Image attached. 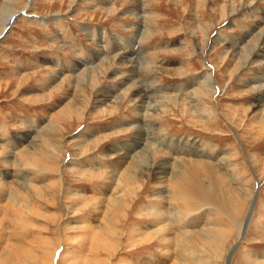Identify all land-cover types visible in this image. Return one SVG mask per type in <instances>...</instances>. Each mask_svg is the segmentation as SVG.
<instances>
[{"label":"rangeland","instance_id":"rangeland-1","mask_svg":"<svg viewBox=\"0 0 264 264\" xmlns=\"http://www.w3.org/2000/svg\"><path fill=\"white\" fill-rule=\"evenodd\" d=\"M115 4L117 11L112 15L109 8ZM150 4L152 24L158 32L145 43L141 55H148V59L150 56L149 63L158 66L159 85L164 88L162 93L181 97L178 104L171 103L157 114L159 125L165 129L163 139L167 143L173 140L174 144L170 146L174 148L168 151L164 145H159L161 149L155 152L154 167L146 176V182L139 184L142 185L139 193L132 197L135 211L130 213L127 222L122 218L123 222L114 226L118 232L111 234L109 240L105 237L104 242L98 240L95 244L94 232L98 228L94 226L105 216L97 202L109 197L110 191L104 186V177L79 176V166L94 162L106 164L109 154L117 158L116 150L134 142L135 134L126 132L129 128L126 125L140 113L135 112L136 107L129 99L117 110L99 108L100 90L103 92L109 86L115 91L121 90L123 80L109 74L99 89L89 87L86 101L90 105L85 116L81 119L80 115H73V121L66 120L60 132L55 134L62 142L57 166L44 171L47 160L44 156L46 160H38L39 167L35 171H25L34 173L37 192L30 196L24 193L19 209H15L10 200L5 201L4 189L0 188V264L183 262V258L174 253L176 226L157 222V216L153 214L158 208L168 206L159 198V193L170 188L167 182H157L153 173L160 162L176 158L175 150L180 151L185 145L184 150L189 148L194 154L203 146L209 154L216 151L231 155V161H227L222 169L242 184L244 193L241 191L240 195L247 199L241 216L245 221L243 230L235 232L232 229L230 238L223 245V253L218 254L216 260L205 254L200 238L195 239L198 243L193 247L197 252L192 264H264V122L261 109L255 107L260 92H252L248 85L254 78L264 80V61L239 70V58L234 55L248 42L238 47L248 37V32L262 23L259 19L264 17V0H154ZM131 5L122 0H0V24L4 12L20 14L10 31L0 39V129H3L0 141H5L6 145L0 150V176L6 177L14 171L4 161L11 157L12 149L18 151L10 145L18 146L20 138L35 132V128L30 127L33 123L41 132L52 114L74 94L73 84L66 81L51 95L55 76L70 75L72 68L80 67V63L96 64L102 57L112 59L119 52L121 55L117 57L124 60H135L140 56L134 57L132 52L123 49L128 43H134L139 29L144 27L140 28L133 18L134 12H139ZM1 31L0 25V38L5 30ZM88 32H95L102 39L91 40ZM221 36L225 42L220 41ZM205 39L207 44L204 45L202 40ZM215 39L218 43L213 41ZM77 46L80 48H75ZM176 48L183 49L175 52ZM202 48L206 51L204 54ZM127 53L132 57H127ZM114 69L117 74L111 71L112 75L119 77L125 76L130 68ZM208 75L213 77L219 90L213 97L198 98L200 96L191 94L192 102L187 96L196 88V80ZM115 85L118 87H112ZM175 88L181 90L174 91ZM198 109H205L206 115L200 116L196 112ZM97 131L107 138L100 137L98 147L90 144L85 157L79 141L92 139L98 135L95 134ZM201 179L209 186L205 178ZM106 181L110 183L108 179ZM101 188L106 191L104 196L96 194ZM252 190H255L253 200L249 198ZM196 207L200 210H194L193 217L183 224L185 230L194 232L206 225L218 224L219 215L209 205ZM221 219L223 225L228 224L226 217ZM160 227L165 229L162 237L144 242ZM130 233L137 236L129 240ZM209 249L215 251L214 247Z\"/></svg>","mask_w":264,"mask_h":264},{"label":"bare ground","instance_id":"bare-ground-1","mask_svg":"<svg viewBox=\"0 0 264 264\" xmlns=\"http://www.w3.org/2000/svg\"><path fill=\"white\" fill-rule=\"evenodd\" d=\"M122 1H129L132 3L131 7L139 12V14L134 12L132 15L133 18L138 22L137 24L140 25V28L141 26H144L142 29H139L137 37L135 36L136 39L134 43H128L127 48L123 47V49L126 52H132L134 57H136V55H140V58L137 57L135 60H128L125 58L126 60H124L123 58L117 57L120 54L119 52V54L117 53L115 56L113 55L114 58L112 57V59H107V56L104 58L102 57L99 60V63L96 64L89 62L80 63V67L77 66L76 68H72V74L70 75H64V73H61L58 74L60 75L58 78L55 76L54 82L53 80L51 81L55 83V88H53V90L50 92L51 95L55 92H58L59 88L64 85L63 82L66 81L70 82V84H73L74 94L69 96V98L64 101L62 108L56 111V113L52 114L50 118L51 120L47 126L41 130V132L36 130V128L39 127L34 126L35 123H33L30 127L35 128V132L30 133L26 137L20 138L18 146L13 147V144L10 145V147L17 149L18 151H14L12 149V152L10 153L11 157L9 159H4V161L8 166L14 168V171L12 174L8 173L6 177L5 175L0 176V188L4 189L3 193L4 197H6L5 201L8 202V200H10L13 204V207L15 209H19L18 206H20V200L22 199V195H24V193L30 196V194L37 192L36 186L33 182L34 173L32 174L25 172L26 169L28 171L29 169H33V171H35L36 168L39 167L38 160H46L44 159V156L47 157L46 166H44L43 169L44 171L49 170L51 167L57 166V156L61 153L60 149L62 148V142L55 134L60 132L66 120L73 118V115H80L79 118L81 119L85 116L90 105L89 102L86 101L87 89L89 87L92 90L97 88L99 89L102 80L106 79L109 74L118 80H123L122 85H120L119 82L114 83L123 87L121 90H117L118 92L112 89L110 86L105 87L103 92L100 90V94L98 95V103L100 106L99 108L102 107L101 109L104 111L110 109L117 110L119 105L124 104V102L128 99L131 104H134V107H136L134 108L135 112L140 113V115H138L137 118L133 117V122L127 123L126 127L128 126L129 128H126L127 130H125L126 132H134V142L130 143L128 147H125L121 150H116V153L118 154L117 158L109 154L107 156L108 160H106V164H97L98 162L89 164L85 163V165L79 166L78 169L80 171L78 175L83 178H93L94 176L99 178L104 177V186L107 187V191H110V193L108 192V194H110L109 197L106 196L104 199H99L97 202V204L101 205L104 209L105 216H102L99 220H97L98 224L94 226L98 228L94 232L95 244H97L99 241L102 242L105 237L109 240L111 234H116V232H118V229H116L114 226L122 223V218L125 220V222H127L130 213L135 211V208L133 211L135 203L132 197L134 194L137 195L138 190L142 188V185L139 184L142 182V184H144L146 182V176H148L149 171L152 169V167H154V155L156 150L160 148L159 145H164L168 151H171L174 148L170 146H173V140L170 143H167L163 139L165 129L159 125V118L157 117V114L163 109L168 108L171 103L178 104L181 101V97H178V94H175L174 97H170L169 95H164V93H162L164 88L159 85L160 74L158 73V66H152L155 64L149 63L151 62L150 56L149 59L147 58L148 55L147 57L142 56V53H144L143 47L145 43L151 41V39L154 38V34L158 32V30L152 24L153 21L151 19L153 17V13L149 11V7L151 6L150 3L154 0ZM252 1L256 2L257 0ZM116 7L117 4L113 5L112 8H109V12L112 13V15H114V12L117 11ZM10 9L11 8H9L7 11H10ZM225 11L226 9L223 8L222 12L226 17ZM4 14L2 15L0 24L2 29L1 32L4 30L6 31L20 15L18 12H12L10 14H6L4 12ZM259 20L262 21V23L259 22L255 29H251L252 31L248 32L250 33L248 37L244 41L240 42L241 44H239L238 47L243 45L246 41L248 42L242 46L241 49L237 47L238 49L236 50L235 54L233 53L239 58V70L241 68L249 67V65L256 62L263 64L264 17ZM199 26V28L202 29V25ZM88 36H90L91 40H97L101 35L96 34L95 32H88ZM2 38L4 37H1L0 39ZM100 38L102 39V37ZM222 38V36L219 38L220 41L223 40L225 42L224 38ZM103 39H105V37ZM213 41L218 43L216 42V39ZM202 42H204V45L205 43L207 44L206 39L204 41L202 40ZM214 42L213 44L216 45ZM75 48H80V46ZM180 48H176L174 51L178 52L183 49ZM201 50H203V54L206 52L204 48ZM81 51L83 52V50ZM227 55L229 54L227 53ZM127 57L132 56L128 54ZM225 58L227 57L225 56ZM152 61L154 62V60ZM115 67L116 69L118 67H129L130 69L126 71L124 74L125 76L118 77L116 75H112L113 73L111 72L113 71L117 74V71L114 69ZM135 70L137 71L136 73ZM263 81L264 80L262 77H258V79L254 78L251 79L248 85L252 92H260L261 96L259 98L257 97L258 99H256L255 107L261 109V119L264 122ZM116 85L112 87H118ZM195 86L196 88L193 89V92L191 91L192 93L190 92L188 94V99L192 98L191 94L200 96L198 98H205L208 96L213 97L219 90V86L211 75L204 77V79L200 78L196 80ZM176 89L180 88H175L174 91H177ZM191 101L194 102V98H192ZM196 112L200 114V116L206 115L205 109H198ZM2 130L0 129V131ZM95 134L98 135L93 136L92 139L84 138L83 141H79V145L83 147L84 156L87 155L90 144L98 147L100 146V137L107 138V135H102L103 133L101 131H97ZM0 136H2L1 132ZM79 138L82 139L81 137ZM84 146L89 147L84 148ZM5 147V141H0V150ZM185 147H181L182 149L180 151L175 150L177 151L174 155L176 158H174L172 161L165 159V161L160 162L157 166L155 165V173H153L157 182L164 184L167 182V184L170 186L167 191H163L161 193L162 190H160L159 193V198L162 201H166L168 206L165 209L158 208L153 214L154 216H157V222H163L165 225H169L170 227L176 226L174 230L176 231L175 242L177 244L176 248L174 247V253L176 256L182 257L183 262L179 263V261L177 262L176 260L174 264H192V262H194V255H196L197 249L193 246L198 243L197 240L195 241L197 238H200L205 254L208 255L209 258H215L216 260V256L218 254L220 256L223 253V245L226 244L228 241L227 239L230 238L232 229L235 232L243 230L245 221L241 219V216L244 205L247 201L246 197L243 199L240 195L241 191L244 193L242 184L237 183L234 179H232L230 172L229 175L228 171L224 172L223 170L224 164L227 161H231V155L217 153L216 151H213L211 154H209V152H207L208 149L204 148L203 146H201L198 151L196 149L197 152L194 154L189 148L184 150ZM1 156L2 154L0 152V157ZM233 168L235 169L234 171L238 173L237 168H235L234 165ZM9 178L11 181H9ZM201 178H205L204 180L208 182L209 186H206V183H203L205 181H202ZM106 179H108L110 183H108ZM3 180L6 181L3 182ZM7 190H10L9 193H6ZM99 190L101 192H98ZM99 190L96 191V194H102L103 196L106 194V191H103L104 189L101 188ZM254 191L252 190L249 196V198L251 197V200L254 198ZM202 204L203 206L209 205V207H211L216 212V214L219 215L217 218L218 224L212 227H208L207 225L201 227V229L198 230L199 232L185 230L186 227L183 224L186 223L187 219H190V217L195 213L194 210H196V212L200 210V208L197 210V205L203 208V206H201ZM220 216L224 218L226 217L229 221L228 224L223 225ZM125 225L127 226V223ZM131 231L133 230L131 229ZM153 231V234H149L150 236L148 235L144 242H151V240L154 238L158 240L163 236L162 234L165 232V229L161 228ZM240 234L241 233L238 235ZM136 236V234L131 235L130 233L129 240L135 238ZM210 247H214L215 251L212 249L211 251L209 249ZM178 248L180 250H178Z\"/></svg>","mask_w":264,"mask_h":264},{"label":"water","instance_id":"water-1","mask_svg":"<svg viewBox=\"0 0 264 264\" xmlns=\"http://www.w3.org/2000/svg\"><path fill=\"white\" fill-rule=\"evenodd\" d=\"M14 23V22H13ZM13 23L8 27V29L4 32V34L2 35V37H4L6 34H7V32L9 31V29L12 27V25H13Z\"/></svg>","mask_w":264,"mask_h":264}]
</instances>
